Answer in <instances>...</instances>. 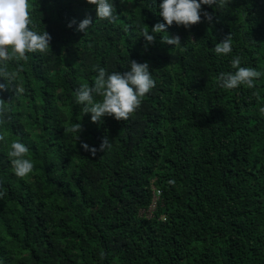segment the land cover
I'll list each match as a JSON object with an SVG mask.
<instances>
[{
  "label": "trees",
  "instance_id": "1",
  "mask_svg": "<svg viewBox=\"0 0 264 264\" xmlns=\"http://www.w3.org/2000/svg\"><path fill=\"white\" fill-rule=\"evenodd\" d=\"M110 2L112 23L86 0H28L29 27L52 39L7 63L23 66L24 92H0V264H264V75L251 89L216 80L235 56L264 73V0L201 5V22L165 27L176 46L140 36L164 23L162 0ZM230 33L232 52L216 55ZM131 60L149 64L155 87L127 120L91 122L75 90L93 86L96 66L124 72ZM16 140L34 165L23 178L8 157Z\"/></svg>",
  "mask_w": 264,
  "mask_h": 264
},
{
  "label": "clouds",
  "instance_id": "2",
  "mask_svg": "<svg viewBox=\"0 0 264 264\" xmlns=\"http://www.w3.org/2000/svg\"><path fill=\"white\" fill-rule=\"evenodd\" d=\"M88 4L95 6L96 19L106 20L112 23L117 18L114 14V4L110 0H86ZM218 0H162L158 5L159 15L164 23H157L152 26L149 34L148 27L141 31L146 45L155 42L156 33H166L165 27L183 25L188 28L191 25L201 22V5H216ZM28 0H0V78L5 82L0 83V92L11 90L13 95L19 96L24 92L22 86H15L16 74L22 70L19 65L16 72H10L7 63L14 60H26L28 53L50 51L51 36L48 32L36 31L35 25H31ZM203 16L208 21L212 16L204 12ZM77 22L72 20L67 25L72 27ZM93 24L91 17H86L77 25V31L86 32ZM161 42L169 45H181L179 36L170 37L167 33L161 36ZM212 51L216 55H226L232 52L231 33L226 35L219 43H216ZM233 71L220 72L216 77L218 86L225 89H236L244 85L248 88L255 87V81L264 75L254 68L242 67L241 57L235 56L230 61ZM97 75L93 86L81 85L75 90L77 104L83 105V114H91L90 119L93 123H99L104 116H111L117 121L127 120L129 116L139 108L142 98L155 87L151 70L147 62L139 63L135 60L129 61L127 71H114L109 73L105 68L96 66ZM101 97L99 101L94 100L93 94ZM11 98L9 99V101ZM5 101L0 99V108ZM259 111L264 114V107ZM81 118V117H80ZM80 120V119H79ZM71 131L76 133V140L79 139L78 133L82 131L80 123H72ZM5 137L0 135V141ZM81 147L95 156L98 151L95 147H89L87 143H81ZM110 147L107 137L102 139L99 151H104ZM29 148L19 140L10 144L8 157L13 172L18 177H25L34 168L33 163L26 158ZM170 184L174 181L170 180ZM6 192L0 191V198Z\"/></svg>",
  "mask_w": 264,
  "mask_h": 264
},
{
  "label": "built area",
  "instance_id": "3",
  "mask_svg": "<svg viewBox=\"0 0 264 264\" xmlns=\"http://www.w3.org/2000/svg\"><path fill=\"white\" fill-rule=\"evenodd\" d=\"M160 194H161V191H160L159 189H157V188H154V193H153V203H152V205H151V209H152V207L155 206L156 200L158 199V197H159ZM147 215H148V214H147ZM150 215H151V214H150ZM150 215H148V216H150Z\"/></svg>",
  "mask_w": 264,
  "mask_h": 264
},
{
  "label": "rangeland",
  "instance_id": "4",
  "mask_svg": "<svg viewBox=\"0 0 264 264\" xmlns=\"http://www.w3.org/2000/svg\"><path fill=\"white\" fill-rule=\"evenodd\" d=\"M154 207H152V209L148 210L147 214L150 215V212L153 210Z\"/></svg>",
  "mask_w": 264,
  "mask_h": 264
}]
</instances>
